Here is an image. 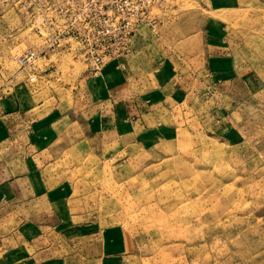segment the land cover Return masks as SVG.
<instances>
[{"label":"rangeland","instance_id":"1","mask_svg":"<svg viewBox=\"0 0 264 264\" xmlns=\"http://www.w3.org/2000/svg\"><path fill=\"white\" fill-rule=\"evenodd\" d=\"M205 3L159 0L144 41L104 65L126 60L105 110L74 109L61 127L44 176L72 190L35 223L26 208L23 224L38 237L51 227L40 246L57 247L55 264H264V0ZM0 12L21 41L10 76L35 102L79 106L92 73L79 44L21 69L13 55L40 53L45 35L15 0Z\"/></svg>","mask_w":264,"mask_h":264},{"label":"crops","instance_id":"2","mask_svg":"<svg viewBox=\"0 0 264 264\" xmlns=\"http://www.w3.org/2000/svg\"><path fill=\"white\" fill-rule=\"evenodd\" d=\"M205 2L211 11H237L248 0ZM141 29L136 31L131 40V51L144 41L142 35L138 34ZM14 36L10 25L0 19V246H7L0 254V264H28V256L34 257L35 264H55V256L59 254L57 247L40 246L50 237L51 227L46 226L48 236L38 237L34 232H28L23 224L30 212L26 213L25 209H33L35 223V216L40 214L35 213L37 208H47L51 212V208L64 205L65 199L60 197L72 188H65L58 183L55 185L51 183V178L44 176L48 173L47 166L50 163L46 161L51 157V147L65 128L76 120L73 118L74 109L86 114L90 110H94L95 114L98 110L96 117L105 110L106 105H102L106 104L111 92L115 94L118 90L113 86L112 91H107V82L120 77L121 61L124 63L126 60L105 66L96 76L85 75L79 89V106L40 104L35 102L34 94L25 90L21 82L16 83V77L10 76L4 67L9 58L8 49L21 44L20 38ZM112 102L115 106L116 101ZM65 124L67 126L61 128ZM54 226H57L56 223Z\"/></svg>","mask_w":264,"mask_h":264},{"label":"built area","instance_id":"3","mask_svg":"<svg viewBox=\"0 0 264 264\" xmlns=\"http://www.w3.org/2000/svg\"><path fill=\"white\" fill-rule=\"evenodd\" d=\"M15 1L22 11L35 16V31L45 35L40 53L27 48L13 55L19 68L31 66L39 54L64 49L68 41H75L96 76L106 62L121 56V48H129L137 30L154 27L152 10L159 0Z\"/></svg>","mask_w":264,"mask_h":264}]
</instances>
